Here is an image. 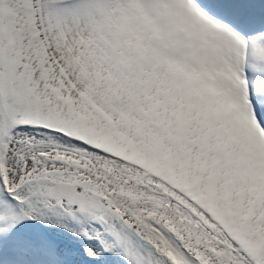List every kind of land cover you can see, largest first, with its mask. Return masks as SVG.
Listing matches in <instances>:
<instances>
[{
    "label": "snow or ice",
    "instance_id": "obj_1",
    "mask_svg": "<svg viewBox=\"0 0 264 264\" xmlns=\"http://www.w3.org/2000/svg\"><path fill=\"white\" fill-rule=\"evenodd\" d=\"M0 264H264V0H0Z\"/></svg>",
    "mask_w": 264,
    "mask_h": 264
}]
</instances>
